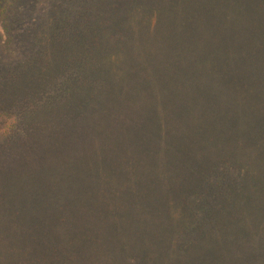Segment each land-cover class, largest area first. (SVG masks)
I'll list each match as a JSON object with an SVG mask.
<instances>
[{
	"label": "trees",
	"instance_id": "16d2710c",
	"mask_svg": "<svg viewBox=\"0 0 264 264\" xmlns=\"http://www.w3.org/2000/svg\"><path fill=\"white\" fill-rule=\"evenodd\" d=\"M20 1L10 0V5L8 4L7 7L8 1L1 0L0 7L4 5L7 7L5 12L13 14L17 9L16 4ZM26 1L38 3L33 10L34 14H30L36 17V21L29 22L31 28L26 36H31L33 33L31 39L27 41L39 48V56L43 55L42 50L53 45L55 41L64 40L63 43L53 47H61L54 53H57L56 56L61 54L57 56L58 59L67 57L64 65L70 64L68 68L74 73V77L68 76L58 85L59 91L65 90L70 97H74L72 91L79 85L76 79L79 78L77 76L79 72L90 75L86 85L93 86L102 84L108 79V76L100 72L101 70L104 69L109 75H113L121 65L125 68V65L118 61L119 54H109V56L107 54L104 58L105 62L96 65L84 62L87 58L96 59L94 55L96 53L90 54L87 51L91 46L87 43L92 36L89 34L91 28L103 27L107 29L106 31L129 32L133 35L134 41L139 34L143 35L145 31H152L163 23H169L170 32L173 33L163 35L164 39L157 45L160 48L154 49L153 55L156 56L158 54L156 50L161 49L159 56L169 57L173 61L174 67H178L176 68L178 75L183 79L186 93L192 96L194 102L210 106L215 105L216 102L220 103L223 99L228 102L226 104L228 115L224 116V121H221L222 123L215 121L214 125L213 119H207L208 130L201 132L202 140L199 142H202L203 147L215 144L219 150H222L224 142L227 145V152L235 148L239 157L247 155L250 158L253 149H256L254 155L260 161L264 160V0ZM150 3L160 4L166 13H162L161 9L149 8ZM179 4L185 7V12H189L190 20L183 13L178 15ZM150 10L154 12L151 16L147 15ZM155 13L160 16L155 18ZM175 13L178 16H173ZM95 15L98 18H94ZM205 17L206 21L202 20ZM73 18L78 19L75 23L76 28L71 23ZM70 23L77 34L81 33V39H73L71 44L72 58L70 54L66 56L67 52L64 50H68L69 45L66 43L67 37L61 34L68 30L65 25L68 26ZM57 36L59 38L54 40ZM92 71L98 76L94 77ZM173 86L168 85L169 88ZM97 87L100 91L104 89L103 93L112 88L104 84ZM174 89L178 90L176 86ZM82 91L85 90L81 89L79 94ZM170 92L173 93L172 89ZM178 93L175 91L173 94L178 95ZM166 95L170 94L158 93L156 98L151 99L152 104L162 106L158 99H164L165 105L168 99ZM41 99L43 97L39 95L38 89L35 100L39 102ZM54 100L55 97L52 98L53 102ZM63 100L66 101L62 97L56 99L57 110L60 109V102ZM91 105H87L88 109L93 106ZM178 111L176 104L173 103L166 110H159L157 116L140 117L141 124L138 126L129 123V127L126 125L129 129L104 128L101 132H96L95 134L101 135L88 141L87 150L73 148L75 159L69 163L72 168L64 169L67 176L51 174L50 181L53 183V188L47 192L44 190L41 195L36 196L37 202L42 200L45 202L33 211L31 217L30 211L33 209L31 207L23 208L18 213L3 208L6 212L0 215L2 222H5L6 218L15 221L18 214L26 226L22 227V240L11 243V247L19 248L17 261L13 260L11 255L9 257L6 252L3 253L0 244V264H188L178 259L183 257L184 252L192 245L190 243L186 246L188 243L185 244L183 235L184 238L190 236L192 239L194 235L210 233L200 230L201 233L194 234V231H197L196 212L205 213L211 218L215 214L211 204L221 206L223 201L229 203V200L231 202L236 200L239 206L240 199L242 204L248 203L251 210L260 208L262 206L260 204L264 203V191L258 190V194L252 193L251 196L249 190V198L244 194L248 190L246 187H241L238 193L234 191L228 193L227 184L221 178L222 174L227 175L228 171L217 173L219 174L217 176H221L216 178L207 172L200 177L195 176L198 181L192 182L189 178L179 186L180 208H186L183 219H176L172 216L171 209H168L163 215L166 216L165 223H170L169 225L163 223L162 228L159 227L157 230L152 228L151 234H148V231L142 232L146 234L145 236L137 231H131L133 223H130V208L133 206L139 212H142L139 206L146 209L141 188L148 187L151 176L155 173L172 175L175 169H172V164H161V170L156 171L152 158L140 160L138 157L152 156L147 152L155 148L161 154H168L164 161L174 156L171 162L175 160L177 163L179 153H186L181 149L186 146L184 143L181 144L183 139L181 140L179 134L170 125L173 118L169 115L174 113L175 117ZM73 112L80 115L83 111L73 109ZM202 112L204 115L203 110ZM232 115L240 117L233 119ZM244 116L247 120L243 119ZM67 117H65L66 122L70 123L69 120L72 118ZM121 117L135 120L136 113L131 116L120 115ZM174 122L176 123L175 120ZM136 131L145 134L147 139L140 141ZM111 132L118 134L112 136ZM76 133H73V136ZM78 138L80 139L79 135ZM246 139L249 140L245 141ZM150 141L154 143L153 146H147L151 144ZM161 141L163 143L157 149ZM93 143L98 145L91 147ZM136 155H139L137 159ZM230 155L232 158V151ZM81 157H86L82 165L73 164ZM120 162L124 168H127V172L118 169ZM195 172L197 174V171L189 169L187 175ZM224 187H226L225 192ZM88 191H95V196L86 193ZM226 195L228 200L227 197L223 199ZM45 197L57 198V201H49V203ZM62 197H71L69 203L60 202L59 199ZM34 215L36 219L33 220ZM171 216L172 219L169 218ZM212 219L215 220V217ZM205 235L202 237L204 238ZM262 252L264 254V247ZM208 257L213 260L214 254L210 252Z\"/></svg>",
	"mask_w": 264,
	"mask_h": 264
},
{
	"label": "rangeland",
	"instance_id": "374dc122",
	"mask_svg": "<svg viewBox=\"0 0 264 264\" xmlns=\"http://www.w3.org/2000/svg\"><path fill=\"white\" fill-rule=\"evenodd\" d=\"M7 1L6 5L9 7L10 0ZM176 1L179 2V0ZM16 5L17 9L13 14L5 12L7 7L4 5L0 7V215H4L6 212L3 208L18 213L23 208L31 207L33 208L30 211L31 217L33 211L45 202L44 200L37 202L36 196L41 195L44 190L47 192L53 188V183L50 181L51 174L67 176L65 170L72 168L69 163L75 159L73 148L79 147V150H87L88 141L101 135L95 134L96 132H101L104 128L114 130L116 128L129 129L130 125L138 126L141 124L140 117L157 116L159 110H166L173 103L176 104L179 111L175 117L174 113L169 115L173 118L170 125L179 134L181 140L183 139L181 144L184 143L186 146L181 149L186 153H179L177 163L175 160L171 162L175 158L174 156L169 157L168 161H164L168 154H161L155 148L147 152L152 154L150 157L136 155V159L139 156L140 160L152 158L156 171L161 170V164H172V169L175 168V175L155 173L154 176H151L148 187L141 188L146 209L139 205L142 212L133 206L130 208V223L134 224V226L132 224V232L137 231L140 234L148 231V234H151L152 228L154 230L162 228V224L166 221V216L163 213L168 209H171L172 216L176 219H183L186 215V208H180L178 197L181 190L179 186L189 178L192 182L193 180L198 181L195 176L200 177L207 172L216 178L220 173L228 171L227 175L222 174L221 177L227 184L228 193L231 191L238 193L241 187H246L248 190L244 194L249 198V190L251 196L252 193L258 194V190L264 191V160L260 161L254 155L256 149H253L250 159L247 155L239 157L235 148L227 152V145L224 142L222 150H219L215 144L203 147L202 142H199L202 140L201 132L208 130L207 119H213L214 125L216 122L224 121V116L228 115L226 114L228 102L223 99L213 106L194 102L192 96L186 93L183 79L178 75V69H176L178 67H174L173 61L169 57L159 56L161 49L156 50L158 53L156 56L153 55L154 49L160 48L157 45L161 42L160 40L164 39L163 35L173 33L170 32L169 23H163L155 30L145 31L143 35L139 34L134 38V41L133 35L129 32L106 31L107 29L105 30L103 27L91 28L89 34L92 36L87 42L91 46L87 51L90 54L96 53L94 54L96 59L87 58L84 62L96 65L105 62L104 58L107 57V54L108 56L109 54H119L118 61L124 64L125 68L121 65L120 68H117V73L113 75L100 69L104 76H108V79L102 84L112 87L111 90H107L109 94L107 91L103 93L104 89L100 91L98 87L96 88L97 85L102 84L93 86L87 84V86L86 83H88L90 75L79 72L77 75L79 78H76L79 85L76 86V90L73 86L74 97H70L65 90L59 91L60 86L58 87V85L68 76L74 77V73L68 68L70 64L64 65L67 57L63 56V59H58L57 56L61 54L56 56L57 53H54L61 47H53L63 43L64 40L55 41L53 45L42 50L44 53L39 56V48L27 41L31 39L33 33L31 36H26L31 28L29 22L36 21V17L32 15L38 3L21 0ZM149 5L146 6L154 10L161 9L162 13H166L160 4L150 3ZM179 5L178 15L183 13L190 20L189 12H185V7ZM156 13L155 18L160 16ZM149 14L151 16L154 12L150 10L147 15ZM178 15L175 13L173 16ZM94 18H98V16L95 15ZM205 19L207 18L202 20ZM77 20V18H73L71 22L74 27ZM71 23L68 26L65 25L68 30L61 34L63 37L64 35L67 37L66 43L69 45L68 50H64L67 52L66 56L70 54L72 58L71 44L73 39H81V33L77 34L73 30L74 27H71ZM57 38L59 37H55L54 40ZM85 45L87 44L85 43ZM64 68L67 70H63ZM92 73L95 74L94 77L98 76L94 71ZM85 80L86 82H83ZM169 84L174 85L173 88H169ZM175 86L178 90L174 89ZM38 89L39 95L43 97L39 102L35 100ZM81 89L85 91L79 94ZM171 89L173 93L178 91V95L170 92ZM158 93L170 94L166 95L167 104L164 105V99H158L162 106L152 104L153 100L151 99L156 98ZM54 97L53 102L52 98ZM57 97L66 100L60 102L58 110L56 109L58 103H55ZM88 104L93 106L91 105L92 107L88 109ZM73 109L83 112L77 115ZM202 110L204 115H202ZM134 113H136L135 120L120 118V115L131 116ZM65 117L72 118L69 120L70 123L66 122ZM232 117L238 119L240 116L232 115ZM243 119L247 120V117L244 116ZM129 123L130 125H128ZM73 133L76 134L73 136ZM206 133L208 134V132ZM206 133L205 135H207ZM111 134L115 136L118 132H111ZM136 134L139 132L136 131ZM138 139L143 141L147 139V136L141 133ZM150 142L152 145L148 144L147 146H153L154 143ZM162 143L161 141L158 144L157 149ZM96 145L98 143H93L91 147ZM84 161H86V157L77 158L73 164L82 165ZM124 164L127 166L125 162ZM118 169L123 172L128 171L121 162ZM189 169L197 171V174L195 172L188 176ZM225 190L226 187H224V192ZM86 193L91 194L92 197L95 196V191ZM226 197L228 200L227 195L223 196V199L225 200ZM70 198L62 197L59 200L63 204H67ZM56 199L46 200L55 202ZM225 203L223 201L221 206L211 204L215 213L211 218H208L205 213L196 212L198 216L196 225H194L198 232L194 231V234L201 233L200 230L202 232L210 231V233L204 234V238L203 234H197L192 239L190 236L184 238L183 235L185 244L188 243L186 246L190 243L192 245L184 252V256L181 255L183 257L178 258L179 260L188 264H264L262 252L264 247V203L260 204L262 205L260 208L256 207V210H251L246 202L242 204L241 199L239 200L240 207L237 206L236 200L233 202L229 200V203ZM17 216L16 222L9 221L7 218L5 222L0 220L1 251L9 254V257L11 255L15 261L18 259L19 248L11 247V243L15 240H22V227L26 226L25 223H22L20 215L17 214ZM172 216L169 218L172 219ZM213 217L215 220L212 219ZM34 219H36V215L33 216ZM29 223L27 224L29 225ZM165 224L169 225L170 223ZM142 234V236L146 235ZM210 252L214 254L213 260L208 257ZM199 258L203 263L199 262ZM164 261L167 260L164 259Z\"/></svg>",
	"mask_w": 264,
	"mask_h": 264
}]
</instances>
